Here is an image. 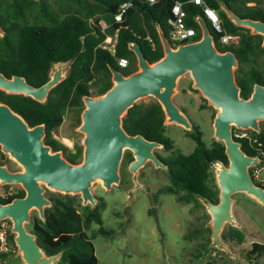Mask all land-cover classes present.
Returning <instances> with one entry per match:
<instances>
[{
	"label": "trees",
	"instance_id": "16d2710c",
	"mask_svg": "<svg viewBox=\"0 0 264 264\" xmlns=\"http://www.w3.org/2000/svg\"><path fill=\"white\" fill-rule=\"evenodd\" d=\"M126 1L129 0H0V24L5 29V34L0 36V72L8 77L25 76L34 86H41L50 79L56 63H70L66 78L50 91L46 101L4 90H0V101L9 104L30 126L46 124L45 142L55 151L62 150L72 163L82 161L83 146L78 145L73 152L54 137L66 112H74L80 124L85 108L84 96L102 95L112 87L111 66L125 75L138 69L136 54L129 47L131 43L137 42L151 63L164 56L158 25L170 37L169 18L177 0H157L155 3L133 0V6L123 20L117 22L115 16L120 5ZM178 1L184 3L186 23L197 29V35L190 40L200 39L201 27L196 18L204 16L203 6L194 0ZM204 2L219 12L227 33L239 36L237 44L224 45L221 35L208 23L219 50H233L236 53L239 59L235 69L237 83L241 87V95L248 98L256 83L264 84V36L236 25L227 15L223 4L241 17L264 21V0ZM115 35V52H112L104 48V41L108 36ZM119 58L128 59V65L121 66ZM123 126L130 134H141L149 140L160 142L166 150L173 151L171 156L164 158L170 167L168 174L171 183L162 186L159 193H174L178 201L192 203L197 208H205L200 196L214 203L220 201L213 166L217 161L229 163L223 142L214 140L208 145L198 128V132L191 133L196 141L193 152H174L175 142L166 134L165 111L156 99L148 103H135L124 116ZM235 138L242 143L247 154L259 156L264 161V127L261 132L251 131L249 137ZM133 159V154L127 153L123 166ZM0 163L6 165L4 155ZM250 170L252 173L253 168ZM255 181L264 186V183ZM25 194L21 188L8 199L0 200L9 202ZM47 194L52 205L46 207L45 219L35 213L30 223V230L37 235L39 245L47 255L61 253L58 264H99L93 240L97 234L109 237L115 232L103 225L105 202L101 201L93 208L83 205L78 195L61 192ZM95 224L99 225L98 229H93ZM211 232V228H205L204 224L188 229L186 239L204 240L196 245L195 256L209 247ZM223 238L230 245H239L245 242L247 235L242 229L230 226L223 232ZM9 239L15 243V234L10 232ZM12 253L0 252V255L5 259ZM246 258L249 263L264 264V260L258 261L264 258V239L252 243Z\"/></svg>",
	"mask_w": 264,
	"mask_h": 264
},
{
	"label": "water",
	"instance_id": "95a60500",
	"mask_svg": "<svg viewBox=\"0 0 264 264\" xmlns=\"http://www.w3.org/2000/svg\"><path fill=\"white\" fill-rule=\"evenodd\" d=\"M229 18L238 26L250 28L253 34L264 36V21L244 18L223 4ZM202 37L196 41L173 45L158 25L164 56L151 63L137 42L130 44L136 54L138 69L129 75L111 66L112 87L102 95L84 96L85 108L79 130L83 139L84 153L80 163L70 162L62 150H53L45 142L46 124L30 126L13 108L0 101V145L21 166L11 170L0 163L1 184H21L26 194L9 202L0 200V221L10 218L15 242L26 264H58L61 253L47 255L37 241V235L29 231L31 212L37 209L45 219V209L52 205L47 194L53 189L64 194H81L83 204L97 206L98 197L93 185L101 180L107 189L121 182V165L126 150L134 159L129 170L137 177L140 168L151 160L157 168L168 169L154 150L162 147L158 141L141 134L132 135L123 126V118L141 98L153 96L166 114V124L175 123L190 129L192 123L174 100L179 79L189 73L194 87L199 89L208 102L218 109L214 120L216 140L226 146L229 163L217 161L216 178L220 189V201L214 203L200 196L212 218V246L228 250L223 238L227 222L237 225L233 215V195L245 192L264 204V186L259 185L251 168L261 162L259 156L245 152L242 143L234 137V126L261 132L264 120V84L256 83L250 97L241 95L235 69L239 59L233 50L220 51L216 45L208 21L202 15L197 18ZM5 29L0 24V36ZM264 45V41H263ZM68 62H58L50 73V79L41 86H34L25 76L8 77L0 72V90L24 94L44 102L50 91L66 78Z\"/></svg>",
	"mask_w": 264,
	"mask_h": 264
},
{
	"label": "rangeland",
	"instance_id": "374dc122",
	"mask_svg": "<svg viewBox=\"0 0 264 264\" xmlns=\"http://www.w3.org/2000/svg\"><path fill=\"white\" fill-rule=\"evenodd\" d=\"M110 37L112 39H109V42L105 41L104 45L113 47L117 35ZM69 68L68 62L66 76ZM190 81L194 82L189 73L180 77L174 100L176 103L187 105H185L187 114H191L200 125L204 141L211 145L216 140L214 120L218 109L208 102L200 90H194L192 93L184 92V87ZM190 97H192L191 103L188 104L187 100ZM154 99L156 98L153 96H147L136 103H148ZM203 104L206 106L205 109L202 108ZM81 123L78 124L74 112L68 110L54 137L73 152L78 145L84 148L85 134L79 130ZM260 126L261 129L264 127V120L260 121ZM190 131L183 125L167 124L166 134L175 142L174 152L181 151L185 154L193 152L196 143L190 137ZM251 131L254 130L236 126L233 128V133L248 136L251 135ZM0 149L2 150L1 145ZM127 151L129 150L125 153ZM155 151L164 157L173 154L165 151L163 147H158ZM3 155L6 157V166L11 170L22 169V166L8 153L2 151L1 157ZM257 166L260 168L261 177L264 178V161L261 160ZM213 167L216 171V166ZM134 175L129 170V163L124 167L122 161L120 184H114L111 189H107L101 180H97L93 185V192L98 197L97 204L104 201L106 205L102 212L103 225L115 231L109 237L97 234L93 240L99 264H256V262L249 263L246 254L254 241L264 239V204L245 192L233 195L232 211L237 225L227 222L223 232L230 226H235L246 232L247 239L239 245H230L224 240L228 250H222L212 246L213 230L209 224L212 216L205 205V208H197L192 203L178 201L174 193H159L162 186L171 183L165 169L157 168L153 161L149 160L140 168L136 179ZM10 187L15 190L23 188L21 184L13 183ZM7 189L9 188L6 186H0V191ZM49 192L58 193L53 189H48L47 193ZM76 195L83 204L81 194ZM35 213L39 215L37 209L32 210L31 220ZM30 223L26 224L29 231H31ZM202 224L205 228H211V242L206 250L202 249L199 256H195L196 245L204 240H188L185 234L190 227H200ZM5 225L12 232L13 222L10 218H6ZM98 227L99 225L95 224L93 229ZM10 252L13 253L5 259L0 255V264H26L18 247ZM263 260L264 258H260L258 261Z\"/></svg>",
	"mask_w": 264,
	"mask_h": 264
},
{
	"label": "built area",
	"instance_id": "2783aa9c",
	"mask_svg": "<svg viewBox=\"0 0 264 264\" xmlns=\"http://www.w3.org/2000/svg\"><path fill=\"white\" fill-rule=\"evenodd\" d=\"M150 3H155L157 0H146ZM195 3L200 4L203 6V12L204 17L210 22L214 30L221 35V42L224 45H233L237 44L239 42V36L234 34H229L225 31L223 26L222 18L219 14V12L212 8L211 6L207 5L204 0H194ZM134 4L133 0L126 1L120 5V8L115 16L116 21L120 22L123 20L124 15L127 13L130 7H132ZM183 2L182 1H175V3L172 6V16L169 18V23L171 25V31H170V37L169 39L173 43V45L178 46L180 43H186L188 40L194 38L197 35V29L193 26H189L186 23V16L187 13L183 9ZM200 25V24H199ZM105 27V24H104ZM201 27V26H200ZM201 37H202V29H201ZM112 39V37L108 36L106 38V42H109L108 40ZM199 40V39H198ZM104 41V43H105ZM192 41V40H190ZM188 41V42H190ZM104 48H107L111 50L112 52H115V46L108 47L107 45H104ZM118 63L126 67L128 65V59L126 58H119ZM234 137H249L246 134H237L234 133ZM2 154V150L0 149V158ZM253 168L252 175L253 177L264 183V178L261 177L260 168L256 165ZM11 184H1L0 186H6L9 189L0 191V198L2 199H8L10 196H13L18 192V190L13 189L10 187ZM5 220L3 219L0 221L1 227H0V252L8 253L12 251V249L16 248L17 244L16 242L13 243L9 239L10 235V229H8L5 225ZM2 222V223H1ZM13 233V232H12ZM16 245V246H15Z\"/></svg>",
	"mask_w": 264,
	"mask_h": 264
},
{
	"label": "flooded vegetation",
	"instance_id": "af4514ba",
	"mask_svg": "<svg viewBox=\"0 0 264 264\" xmlns=\"http://www.w3.org/2000/svg\"><path fill=\"white\" fill-rule=\"evenodd\" d=\"M194 90H197V88H195L194 87V82H192L191 83V81H190V83H188L187 84V86H185L184 87V89H183V91L185 92V91H188V92H190V93H192V92H194ZM199 90V89H198ZM202 93V92H201ZM191 98L192 97H190L188 100H187V103L189 104V103H191ZM192 103L194 104V100H192ZM178 104V106L182 109V111L183 112H185L186 113V115L188 116V118H189V120L191 121V123H192V127L190 128V129H188L187 128V130H191L190 131V133H189V135H190V137L192 138V140L196 143V141L193 139V137H192V135H191V133H193V132H198V128L200 129V131L201 132H203L202 130H201V128H200V125L191 117V114H187V105L185 106V105H183V104H179V103H177ZM205 105L203 104L202 105V108H204L205 109ZM204 109H201V110H204ZM178 125H180V124H178ZM162 147H163V145H162ZM163 149L165 150V151H167V152H170V153H173V151H168V150H166L164 147H163ZM129 152H131L132 153V151H127L126 153H125V155H127V153H129ZM154 152L158 155V157L168 166V169L166 170L168 173H170V167H169V165L164 161V158H167V157H164V156H162L160 153H158L157 151H155L154 150ZM133 154V153H132ZM171 156V155H170ZM129 164H130V162H129ZM255 179V178H254ZM155 198H156V196H155Z\"/></svg>",
	"mask_w": 264,
	"mask_h": 264
}]
</instances>
